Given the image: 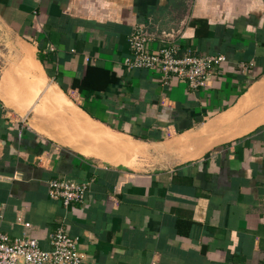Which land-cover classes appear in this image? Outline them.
I'll return each mask as SVG.
<instances>
[{
    "label": "crops",
    "instance_id": "0c3cea01",
    "mask_svg": "<svg viewBox=\"0 0 264 264\" xmlns=\"http://www.w3.org/2000/svg\"><path fill=\"white\" fill-rule=\"evenodd\" d=\"M138 27L225 60L200 90L164 86L124 65ZM0 30L10 239L49 251L62 226L86 264H264V123L241 133L264 110V0H0ZM51 180L88 183L85 202Z\"/></svg>",
    "mask_w": 264,
    "mask_h": 264
},
{
    "label": "built area",
    "instance_id": "2783aa9c",
    "mask_svg": "<svg viewBox=\"0 0 264 264\" xmlns=\"http://www.w3.org/2000/svg\"><path fill=\"white\" fill-rule=\"evenodd\" d=\"M162 36L158 47L151 49L154 38L141 27L133 29L127 37L130 56L124 60V65L130 69L156 72L164 86H170L173 81L183 82L189 90L197 91L206 86L225 60L219 54L195 56L189 51L182 54L175 33ZM87 193L88 183L48 182L49 197L60 200L65 208L73 203H84ZM49 244L51 249L44 251L28 237L10 239L0 226V264H86L79 251L78 239L70 237L62 226L49 236Z\"/></svg>",
    "mask_w": 264,
    "mask_h": 264
},
{
    "label": "bare ground",
    "instance_id": "6f19581e",
    "mask_svg": "<svg viewBox=\"0 0 264 264\" xmlns=\"http://www.w3.org/2000/svg\"><path fill=\"white\" fill-rule=\"evenodd\" d=\"M32 71H35V73H37L38 75H39V71L37 70V69H35L34 70V67H33V69H32ZM35 75V74H34ZM51 94H52V92H50ZM0 96L3 98V100L5 101V102H7V103H10V101L8 100V99H6V97H5V95L0 91ZM260 113V115L257 117L256 116V118L254 119V120H252V121H250V122H248L246 125H245V128L243 129V130H241V133H245V131H249V130H251V129H253L256 125H258V124H261V123H264V110H262L261 109V112H259ZM224 118H226L227 119V117H224ZM225 121V120H224ZM228 121V120H227ZM223 122V121H222ZM227 123V122H226ZM78 125L79 126H81V124L80 123H78ZM213 125V124H212ZM92 126V125H91ZM214 126V125H213ZM82 127H84V126H82ZM213 128V127H212ZM208 129V128H207ZM106 130V129H105ZM209 131V130H208ZM206 132V131H205ZM89 134L92 136V137H97V138H99L100 140H102L103 141V143L104 144H106V145H112V147L113 146H115V143H119L120 142V139H117V137H115V135L114 136H112V134L110 135V133H109V131H108V133H101V132H99V131H97V130H95V129H91L90 131H89ZM88 134V135H89ZM238 133H236V135H237ZM234 136H235V134H234ZM52 137H53V135H52ZM58 139V138H57ZM225 140V139H224Z\"/></svg>",
    "mask_w": 264,
    "mask_h": 264
},
{
    "label": "rangeland",
    "instance_id": "374dc122",
    "mask_svg": "<svg viewBox=\"0 0 264 264\" xmlns=\"http://www.w3.org/2000/svg\"><path fill=\"white\" fill-rule=\"evenodd\" d=\"M2 34H4L3 32H1V30H0V54H1V50H2V46H1V43H2V40H1V36H2ZM1 62H2V58H1V56H0V72H1V69H2V65H1ZM2 88L4 89V86H2ZM2 92V91H1ZM32 104V103H31ZM40 107V110L45 114L46 113V115H53V108H56L55 106H52V104H50L49 102H47V101H41L39 104H38ZM36 110H37V108H36ZM36 110H35V113H36ZM31 118V117H30ZM25 119H26V121H27V117H25ZM98 142V141H97ZM98 144H99V142H98Z\"/></svg>",
    "mask_w": 264,
    "mask_h": 264
}]
</instances>
